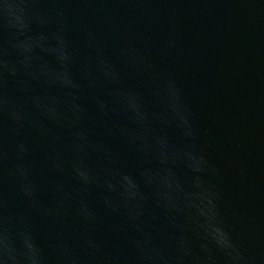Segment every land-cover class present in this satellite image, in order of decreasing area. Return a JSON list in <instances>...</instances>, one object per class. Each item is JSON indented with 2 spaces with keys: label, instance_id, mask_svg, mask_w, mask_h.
Returning a JSON list of instances; mask_svg holds the SVG:
<instances>
[{
  "label": "water",
  "instance_id": "obj_1",
  "mask_svg": "<svg viewBox=\"0 0 264 264\" xmlns=\"http://www.w3.org/2000/svg\"><path fill=\"white\" fill-rule=\"evenodd\" d=\"M0 264H264V0H0Z\"/></svg>",
  "mask_w": 264,
  "mask_h": 264
}]
</instances>
